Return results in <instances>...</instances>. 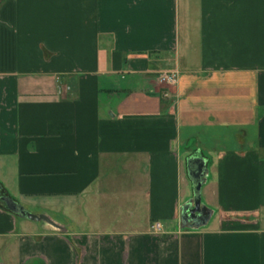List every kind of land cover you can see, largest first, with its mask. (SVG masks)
<instances>
[{"label": "crops", "instance_id": "obj_1", "mask_svg": "<svg viewBox=\"0 0 264 264\" xmlns=\"http://www.w3.org/2000/svg\"><path fill=\"white\" fill-rule=\"evenodd\" d=\"M0 197V264H264V0H0Z\"/></svg>", "mask_w": 264, "mask_h": 264}, {"label": "water", "instance_id": "obj_2", "mask_svg": "<svg viewBox=\"0 0 264 264\" xmlns=\"http://www.w3.org/2000/svg\"><path fill=\"white\" fill-rule=\"evenodd\" d=\"M199 162L201 163L199 170L193 172L188 171V175L192 186V194H193V202H194L193 210L190 211L191 213L197 212L199 210V205H200V188L202 182L201 175L204 169V162L201 160H199ZM0 200L5 204V207L8 211L16 214L21 218H25L28 220H36V221L44 219V217L42 216L37 217L25 212L21 207L15 205L11 200L7 198L0 197Z\"/></svg>", "mask_w": 264, "mask_h": 264}, {"label": "rangeland", "instance_id": "obj_3", "mask_svg": "<svg viewBox=\"0 0 264 264\" xmlns=\"http://www.w3.org/2000/svg\"><path fill=\"white\" fill-rule=\"evenodd\" d=\"M189 203L191 205V208H189V213L187 214V223L192 224V226L202 225L206 224L211 220V209L208 207V200H205V190L202 187L201 182V188H200V205L199 210L197 212L191 213L190 211L193 210L194 202L193 197H190ZM215 219H213L211 222L213 223ZM211 223V224H212ZM210 224V225H211Z\"/></svg>", "mask_w": 264, "mask_h": 264}, {"label": "built area", "instance_id": "obj_4", "mask_svg": "<svg viewBox=\"0 0 264 264\" xmlns=\"http://www.w3.org/2000/svg\"><path fill=\"white\" fill-rule=\"evenodd\" d=\"M158 80L160 83L165 84V85H169V86L175 85L177 81V73L176 72L163 73L158 76ZM151 231L155 235H159L163 233L162 226L158 222H154L151 225Z\"/></svg>", "mask_w": 264, "mask_h": 264}]
</instances>
